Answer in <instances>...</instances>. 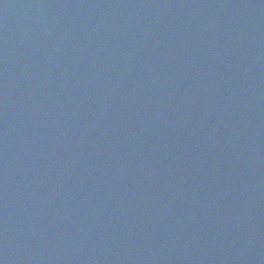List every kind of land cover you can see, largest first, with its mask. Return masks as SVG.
Segmentation results:
<instances>
[{"label":"water","instance_id":"water-1","mask_svg":"<svg viewBox=\"0 0 264 264\" xmlns=\"http://www.w3.org/2000/svg\"><path fill=\"white\" fill-rule=\"evenodd\" d=\"M222 14L0 0V264H264V106Z\"/></svg>","mask_w":264,"mask_h":264}]
</instances>
